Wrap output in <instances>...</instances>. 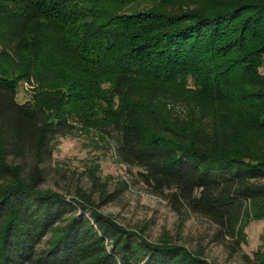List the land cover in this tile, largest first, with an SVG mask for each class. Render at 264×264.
<instances>
[{
	"label": "trees",
	"instance_id": "obj_1",
	"mask_svg": "<svg viewBox=\"0 0 264 264\" xmlns=\"http://www.w3.org/2000/svg\"><path fill=\"white\" fill-rule=\"evenodd\" d=\"M71 136L240 253L264 220V0H0V264H211L100 212L98 163L99 203L44 188Z\"/></svg>",
	"mask_w": 264,
	"mask_h": 264
},
{
	"label": "rangeland",
	"instance_id": "obj_2",
	"mask_svg": "<svg viewBox=\"0 0 264 264\" xmlns=\"http://www.w3.org/2000/svg\"><path fill=\"white\" fill-rule=\"evenodd\" d=\"M32 93L31 86L22 83L18 101L31 100ZM53 158L54 166L61 169L58 171L53 166L46 172L44 188L62 191L69 199L82 188L92 193L99 203L100 190L94 188L92 179L86 174L93 162L98 163L99 182L108 184L106 189L111 195V200L99 209L103 214L131 228L146 227L147 237L152 242L167 234L190 250L204 248L211 264H259L254 254L262 244L264 220L248 225L247 243L242 245L240 253L230 258L224 245L214 240L218 227L209 217L188 211L176 213L165 198L151 194L143 184L134 182L127 168L115 161L112 150L98 149L84 136H71L60 139ZM261 183L264 184V180Z\"/></svg>",
	"mask_w": 264,
	"mask_h": 264
}]
</instances>
